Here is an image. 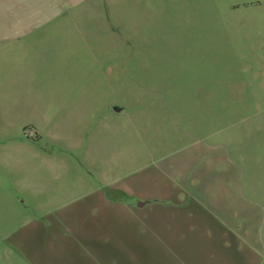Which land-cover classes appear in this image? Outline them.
<instances>
[{
	"label": "crops",
	"instance_id": "obj_1",
	"mask_svg": "<svg viewBox=\"0 0 264 264\" xmlns=\"http://www.w3.org/2000/svg\"><path fill=\"white\" fill-rule=\"evenodd\" d=\"M111 12L105 0H0V127L32 112L42 131L34 128L27 144L46 138L52 151L84 155L83 166L127 162L113 154L129 136L124 118L145 103L129 94L127 75H114ZM192 149L171 174L158 169L141 185L105 178L74 214L61 208L20 226L16 246L30 259L68 247L78 264H264V204L241 194L232 171L208 184L211 171L196 168L201 152Z\"/></svg>",
	"mask_w": 264,
	"mask_h": 264
},
{
	"label": "rangeland",
	"instance_id": "obj_2",
	"mask_svg": "<svg viewBox=\"0 0 264 264\" xmlns=\"http://www.w3.org/2000/svg\"><path fill=\"white\" fill-rule=\"evenodd\" d=\"M105 1L114 24V75H127L129 94L145 103L124 118L129 136L113 154L128 160L102 157L83 166L84 155L52 151L46 138L27 144L34 128L42 131L33 128L32 112L0 127V264H78L68 247L66 255L30 259L12 235L55 210L74 214L75 203L105 178L130 186L158 169L171 174L192 147L201 152L196 168L211 171L208 184L218 186L220 173L232 171L241 194L264 204V0ZM190 135L205 143L202 150Z\"/></svg>",
	"mask_w": 264,
	"mask_h": 264
}]
</instances>
